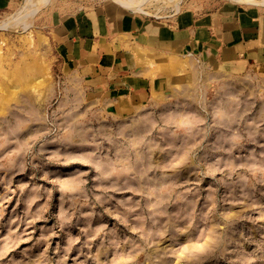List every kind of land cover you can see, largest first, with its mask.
Masks as SVG:
<instances>
[{
    "label": "rangeland",
    "instance_id": "374dc122",
    "mask_svg": "<svg viewBox=\"0 0 264 264\" xmlns=\"http://www.w3.org/2000/svg\"><path fill=\"white\" fill-rule=\"evenodd\" d=\"M88 1L42 0L14 25L22 3L1 14L0 51L42 59L29 36L43 14ZM182 1L143 0L141 10ZM6 57L0 264H264V74L178 83L149 124L88 115L72 127L54 117L64 87L54 69Z\"/></svg>",
    "mask_w": 264,
    "mask_h": 264
},
{
    "label": "crops",
    "instance_id": "0c3cea01",
    "mask_svg": "<svg viewBox=\"0 0 264 264\" xmlns=\"http://www.w3.org/2000/svg\"><path fill=\"white\" fill-rule=\"evenodd\" d=\"M25 1L0 0V16ZM30 33L42 59L28 60V48L0 51V120L11 115L12 102L1 96L8 87L6 55L17 56L15 63L29 72L52 77L54 69L64 86L54 99V117L72 127L88 115L149 124L178 83L264 74V2L258 0H223L212 7L184 0L161 14L90 0L48 9Z\"/></svg>",
    "mask_w": 264,
    "mask_h": 264
},
{
    "label": "bare ground",
    "instance_id": "6f19581e",
    "mask_svg": "<svg viewBox=\"0 0 264 264\" xmlns=\"http://www.w3.org/2000/svg\"><path fill=\"white\" fill-rule=\"evenodd\" d=\"M240 1H248V0H240ZM259 2H264V0H258ZM42 2V0H26L19 10L12 13L8 19L9 22L7 24L14 25L15 22H23L29 20L31 13L35 10V8ZM116 2L126 8H131L134 10L140 11L142 9L141 4L143 0H116Z\"/></svg>",
    "mask_w": 264,
    "mask_h": 264
}]
</instances>
